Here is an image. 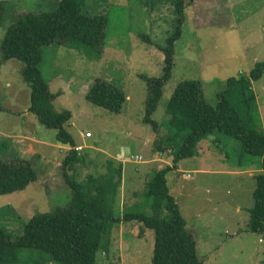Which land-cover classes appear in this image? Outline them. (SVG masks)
<instances>
[{"label": "rangeland", "instance_id": "1", "mask_svg": "<svg viewBox=\"0 0 264 264\" xmlns=\"http://www.w3.org/2000/svg\"><path fill=\"white\" fill-rule=\"evenodd\" d=\"M59 1H9L0 26V47L7 29L21 14L56 11ZM138 2L85 3L83 12L110 18L107 44L100 59L87 48L76 50L58 45L43 48L44 78L52 80V93L61 96L53 105L57 112L68 110L74 114L66 130L74 137L76 147L81 148L76 153L82 161L69 169V175L82 182L90 175L110 174L118 181L121 178L119 212L151 216L156 213L152 198L145 195L147 185L159 164L172 166L166 176L169 191L178 201L188 229L193 231L204 264H264V234L253 233L248 227L262 159L242 155L240 142L216 134L201 142L195 157L181 160L175 167L173 157L165 155L163 163L150 165L152 171H139L147 161L157 158L154 143L157 137L166 135L160 129L157 136L143 123L148 98L143 76H160L164 55L143 41L142 36L164 46L174 33L177 16L172 0H159L154 9L142 7ZM186 3L188 19L183 38L175 45V65L152 116L158 124L162 123L172 93L181 82L203 81L205 97L215 105L216 89L222 90L230 77L248 76L255 64L264 62V0H186ZM23 66L13 59L0 67V106L4 109L0 111V161L17 155L21 160L36 163L38 171L37 181L25 190L0 196V221L13 237L21 234L23 224L33 215L61 205L72 191L64 164L73 150L57 149L61 144L56 140V131L43 127L28 111L31 89L22 78ZM97 77L126 90L131 101L125 106V115L87 100L85 96ZM252 89L264 133V74L253 83ZM208 146L215 151L206 152ZM154 243V231L145 229L140 222L116 224L104 239L98 264H152ZM25 252L35 255L33 261L44 262L42 253Z\"/></svg>", "mask_w": 264, "mask_h": 264}, {"label": "trees", "instance_id": "2", "mask_svg": "<svg viewBox=\"0 0 264 264\" xmlns=\"http://www.w3.org/2000/svg\"><path fill=\"white\" fill-rule=\"evenodd\" d=\"M89 0H60L56 11L21 14L7 29L0 47L3 56L0 67L17 59L23 63L21 75L31 89L29 112L48 130L56 131V140L73 152L65 160V177L72 187L66 201L49 212L36 213L23 224L21 234L13 237L0 221V264H98V255L111 227L123 222H140L145 229L154 231L155 243L152 264H204L198 254L197 240L181 207L170 194L166 176L172 166L156 171L148 183L145 195L152 198L156 215L140 212H119L117 200L122 179L110 174L90 175L87 181H77L69 169L82 160L74 151V137L66 130L74 114L68 110L57 112L53 102L60 93L50 91L41 64L43 48L55 45L79 50L87 48L102 57L110 27L105 14L83 12ZM138 4L154 9L159 0H138ZM175 8L174 33L165 45L153 43L143 35V41L164 55L162 74L143 76L148 88L143 123L158 136L156 154H167L175 163L197 155L198 146L211 136L230 137L241 145L243 154L262 159L261 174L256 177L253 192L254 206L250 209L248 227L251 232L264 234V133L258 111L253 83L264 74V62L255 64L248 76L230 77L226 86L216 94L215 105L205 97L201 80H186L175 87L161 124L152 118L164 95V87L171 78L175 65V45L183 38L187 22L186 0H172ZM95 4V3H94ZM9 1H0V26ZM61 97V96H60ZM87 100L112 113L122 114L128 102L125 89L97 77L87 94ZM0 111H4L0 106ZM44 160V159H43ZM36 163L21 160L0 161V196L25 190L37 181ZM35 167V168H34ZM121 194V193H120ZM166 213L167 217L161 215ZM106 249V247H105ZM32 253L44 255V262H35Z\"/></svg>", "mask_w": 264, "mask_h": 264}, {"label": "crops", "instance_id": "3", "mask_svg": "<svg viewBox=\"0 0 264 264\" xmlns=\"http://www.w3.org/2000/svg\"><path fill=\"white\" fill-rule=\"evenodd\" d=\"M5 1H11V0H5ZM26 1V0H25ZM51 82H52V80L51 81H49V86H50V84H51ZM114 83V82H113ZM219 90H221V89H216V91H214L215 93L216 92H218ZM50 91L52 92V90H51V88H50ZM126 91V90H125ZM128 96V102L129 101H131L130 99H131V97L129 96V95H127ZM126 106V105H125ZM124 109H125V107H124ZM124 111H126V110H123V113L122 114H124L125 115V112ZM121 114V115H122ZM123 115V116H124ZM123 116H120V117H123ZM201 144V143H200ZM199 144V145H200ZM67 146H59L57 149H65ZM54 148V147H53ZM206 152H210V151H215L213 148H212V146L209 148V146L208 147H206ZM216 153V152H215ZM157 155V158L155 159H153V160H149V161H147L145 164H144V166L141 168V169H139V171H141V172H144V171H152L153 169L151 168V164L152 163H158V162H161L162 161V163H163V160H162V158H163V156H165V155H167V154H156ZM169 156V155H168ZM159 157H161V158H159ZM169 158H171V156L169 157ZM218 158H220L219 156H218ZM222 159V158H221ZM167 164H169V163H167ZM164 167L162 166V164H159V166H158V168H157V171H159V170H161V169H163ZM178 202V201H177ZM123 223H125V222H123Z\"/></svg>", "mask_w": 264, "mask_h": 264}, {"label": "built area", "instance_id": "4", "mask_svg": "<svg viewBox=\"0 0 264 264\" xmlns=\"http://www.w3.org/2000/svg\"><path fill=\"white\" fill-rule=\"evenodd\" d=\"M74 151H75V152H80V151H81V148L76 147V148H74ZM137 161H138V160H137Z\"/></svg>", "mask_w": 264, "mask_h": 264}]
</instances>
